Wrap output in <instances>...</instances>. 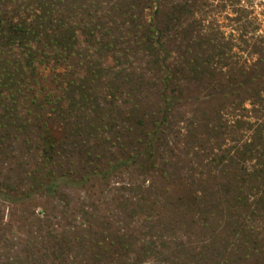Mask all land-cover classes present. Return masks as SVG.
I'll return each instance as SVG.
<instances>
[{"label":"rangeland","instance_id":"1","mask_svg":"<svg viewBox=\"0 0 264 264\" xmlns=\"http://www.w3.org/2000/svg\"><path fill=\"white\" fill-rule=\"evenodd\" d=\"M180 4H184L182 14ZM145 7L147 21L160 10L157 17H161L159 27L167 39L170 67L181 84L169 124L163 126L166 138L162 144L165 142L167 147L161 144L162 156L157 159L156 169L140 172L136 168H117L107 175L104 172L122 155L123 141L118 133L125 135L127 127L121 126L118 109L125 114L140 102L151 116L156 111L155 102L161 101L156 94L161 74L152 70L149 84L144 85L141 75L147 64L135 52L137 46L128 43L124 44L129 48L125 59L103 61L111 70L102 76L105 86L100 85L96 96L89 100L94 106L71 109L65 92L60 90L49 99L54 109L70 108L66 115L69 113L72 120L89 118L97 127L95 135L83 141L68 138L69 145L55 157L53 169L65 177L52 196L24 200L30 182L26 177L38 174L37 149L34 141L27 143L19 130L0 128L4 136L0 142V190L20 200L10 203L0 197V264H43V256L51 247L63 252L65 258L73 256L75 262L66 264H113L111 259H103L106 243L118 240V234L131 236L137 226L152 230L151 226L168 217L170 206L160 197L166 190L165 181L162 185L159 182L164 174L174 172L175 177L191 178L219 172L220 167L203 164L219 160V156L226 160L236 155L237 148L264 140V77L258 76L264 67V0H160ZM105 10L107 6L103 15ZM101 24L117 32L118 15L111 11ZM190 65L197 67L195 72ZM209 66L223 71L210 72ZM69 71L73 75L78 69L72 67ZM54 109L49 110L55 119L49 126L62 139L70 133ZM216 125L219 130H212ZM81 151L89 154L80 159L75 152ZM90 152L96 155L89 156ZM258 156L257 152H248L244 158L255 163ZM67 177L75 179L74 185L66 184ZM261 195L264 197V192ZM155 199L160 202L157 210L147 205ZM139 205L151 208L147 209L148 218L143 217ZM236 217L246 220L243 246L250 250L240 259L245 249L238 254L234 251L239 238H232L233 246L234 241L225 237L219 225L215 229L216 246L219 250L227 247L226 252L220 251L219 263L264 264V204L253 202L249 211H238ZM184 236L196 243L207 239L198 228L184 231ZM173 239L167 234V241ZM25 250L38 256L25 262ZM237 257L234 263L232 259ZM97 258L104 262L92 261Z\"/></svg>","mask_w":264,"mask_h":264},{"label":"trees","instance_id":"2","mask_svg":"<svg viewBox=\"0 0 264 264\" xmlns=\"http://www.w3.org/2000/svg\"><path fill=\"white\" fill-rule=\"evenodd\" d=\"M159 1L0 0V128L19 130L27 143L34 141L39 161L35 169L38 176L26 177L30 182L24 200L52 196L61 184V178L65 177L56 174L53 165L63 147L69 145L67 139L78 137L83 141L97 132L91 119L76 118L74 121L66 111L94 106L89 100L96 96L100 85L105 86L102 76L111 70L103 61L125 59L129 48L124 44L128 43L137 46L135 52L147 64L141 75L142 80L145 79L144 85L149 84L152 70L161 74V84L156 90L161 101L155 102L156 111H152L151 116L140 102L125 114L118 109V120L121 119V126L127 127L124 128L125 135L118 133V138L123 141L122 155L104 172L107 175L117 168H136L140 172L156 169L157 159L162 156L161 144L166 138L163 126L169 124L172 103L181 87L177 72L170 67L167 39L160 28L161 17H157L160 10L152 20L146 18L145 6ZM183 5L180 4L181 14L185 10ZM106 6L108 10L103 15ZM111 11L118 15L117 32L109 31L101 24ZM190 66L195 72L197 67ZM72 67L78 69L73 75L69 71ZM208 69L210 72L223 71V68ZM261 71L258 76L264 77V67ZM58 90L65 92L71 109L61 111L60 106L54 109L55 104L49 99ZM52 109L62 117L63 125L69 130L70 134L62 139L49 126L55 120L49 112ZM218 127L216 125L212 130H219ZM3 139L4 136L0 135V142ZM162 145L167 147L165 142ZM248 152L258 153L255 163L244 158ZM75 153L80 159L89 154L87 151ZM90 154L96 155L95 152ZM220 158L203 164L209 168L220 167L219 172L192 175L191 178L175 177L174 172L164 174L159 182L162 185L165 181L166 190L160 197L170 206L168 217L151 226L152 230L137 226L131 236L118 234V240L109 241L106 243L108 247H103V259H111L113 264H221L220 251L226 252L227 247L219 250L216 246L215 229L219 225L223 226L227 239L239 238L240 244L234 251L238 254L240 249L244 250L246 220L235 216L238 211H249L253 202L264 204L261 195L264 192V140L237 148L236 155L226 160ZM104 172H97V175ZM66 179V184L76 182L72 177ZM0 197L10 203L20 201L17 197L7 196L4 189L0 190ZM159 203L155 199L147 205H153L152 208L157 210ZM149 207L138 206L145 214L143 217L148 218ZM192 228H198L207 237L206 241L186 240L184 231ZM166 232L174 239L167 241ZM55 250L54 247L49 249L50 252L43 256L46 259L43 264L75 262L73 256L65 258L63 252L56 250L58 253L55 254ZM248 250L250 248L245 249L243 257L239 258L246 257ZM24 252L22 259L28 263L38 256L36 251L35 255L27 250ZM92 261L104 262L101 258ZM232 261L237 263L238 257ZM17 263L12 261L9 264Z\"/></svg>","mask_w":264,"mask_h":264}]
</instances>
